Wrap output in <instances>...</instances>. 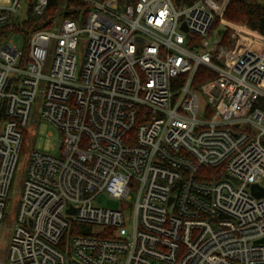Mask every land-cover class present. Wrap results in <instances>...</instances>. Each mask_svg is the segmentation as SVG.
<instances>
[{
  "label": "built area",
  "instance_id": "obj_1",
  "mask_svg": "<svg viewBox=\"0 0 264 264\" xmlns=\"http://www.w3.org/2000/svg\"><path fill=\"white\" fill-rule=\"evenodd\" d=\"M26 1L18 21L0 0V27L47 7ZM82 1L0 37V227L38 92L59 134L30 155L8 264H264V36L225 23L229 0Z\"/></svg>",
  "mask_w": 264,
  "mask_h": 264
},
{
  "label": "rangeland",
  "instance_id": "obj_2",
  "mask_svg": "<svg viewBox=\"0 0 264 264\" xmlns=\"http://www.w3.org/2000/svg\"><path fill=\"white\" fill-rule=\"evenodd\" d=\"M32 2L33 0H29ZM60 5L55 12V18L51 22L49 28L53 25L54 27H60L63 18V10H64V1L60 0ZM248 3H256L263 4L264 0H242ZM29 3L26 0H22V4L20 7V16L16 20H22L26 17V9ZM82 14V12H79ZM225 23L235 24L228 22L224 19ZM222 23L219 21V25ZM220 25V27H221ZM237 25V24H236ZM83 28L85 25L83 22L79 25ZM12 42L16 45H21V39L18 36L13 35L11 38ZM83 53H84V45L80 41L77 47L76 58L78 68L81 67L83 63ZM51 62V58L47 60V65H45L43 69V74L46 75L48 73V68ZM42 92H38L37 98L34 103V111H33V120L29 122V124L22 129V144L19 154L17 156V161L15 165V169L12 175V180L7 191V196L5 198V206H4V218L1 221L0 227V264H8L7 256H8V248L10 244V238L12 235V231L14 226L17 224V213L20 205L21 192L23 189V184L25 181L28 163L30 155L33 151H39L44 153H52L50 151V147L52 144L58 146L59 144V134L55 131V129L45 120L40 117V106L42 100ZM54 154H58L57 151L53 152ZM94 204L101 208L108 209H121V207L125 209L124 201L110 198L106 195H102L98 197ZM70 219H68L69 221Z\"/></svg>",
  "mask_w": 264,
  "mask_h": 264
},
{
  "label": "trees",
  "instance_id": "obj_3",
  "mask_svg": "<svg viewBox=\"0 0 264 264\" xmlns=\"http://www.w3.org/2000/svg\"><path fill=\"white\" fill-rule=\"evenodd\" d=\"M136 1L119 0L122 6L135 4ZM60 2V0H47V7L41 15L37 16L28 13L24 21L0 27V37L9 32H17L22 33L25 39H28L32 32L37 29H49ZM87 8L88 5L82 0H65L63 18L74 20L78 17L80 11H85ZM223 18L231 23L242 24L264 36V3L256 4L242 0H229ZM211 31H216L222 43L227 44L229 31L227 28L220 27L219 20L214 22ZM202 71V69L198 70V74L194 80L195 83L204 82V80L211 77L210 74L201 75Z\"/></svg>",
  "mask_w": 264,
  "mask_h": 264
},
{
  "label": "water",
  "instance_id": "obj_4",
  "mask_svg": "<svg viewBox=\"0 0 264 264\" xmlns=\"http://www.w3.org/2000/svg\"><path fill=\"white\" fill-rule=\"evenodd\" d=\"M251 191H252V194H254L255 196H258V197H261V196H263V194H264V191H263V190H259V189L257 188V186H255V185H253V186L251 187Z\"/></svg>",
  "mask_w": 264,
  "mask_h": 264
}]
</instances>
